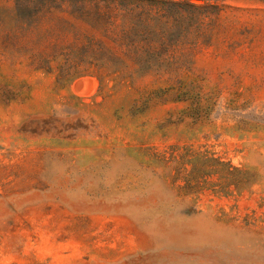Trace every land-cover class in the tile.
Returning <instances> with one entry per match:
<instances>
[{"label":"rangeland","instance_id":"1","mask_svg":"<svg viewBox=\"0 0 264 264\" xmlns=\"http://www.w3.org/2000/svg\"><path fill=\"white\" fill-rule=\"evenodd\" d=\"M218 4L169 88L27 67L0 0V264H264V0Z\"/></svg>","mask_w":264,"mask_h":264},{"label":"trees","instance_id":"2","mask_svg":"<svg viewBox=\"0 0 264 264\" xmlns=\"http://www.w3.org/2000/svg\"><path fill=\"white\" fill-rule=\"evenodd\" d=\"M13 57L57 82L194 84L197 53L219 34L218 0H12ZM215 164H221L212 159ZM227 175L239 172L228 165ZM239 186L236 184V188Z\"/></svg>","mask_w":264,"mask_h":264}]
</instances>
